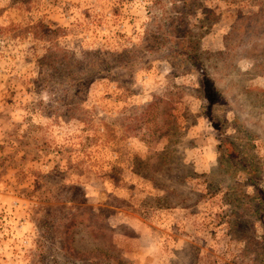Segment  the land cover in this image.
Instances as JSON below:
<instances>
[{"label": "rangeland", "instance_id": "1", "mask_svg": "<svg viewBox=\"0 0 264 264\" xmlns=\"http://www.w3.org/2000/svg\"><path fill=\"white\" fill-rule=\"evenodd\" d=\"M0 264H264V0H0Z\"/></svg>", "mask_w": 264, "mask_h": 264}, {"label": "trees", "instance_id": "2", "mask_svg": "<svg viewBox=\"0 0 264 264\" xmlns=\"http://www.w3.org/2000/svg\"><path fill=\"white\" fill-rule=\"evenodd\" d=\"M193 43V42H192ZM191 44V43H190ZM192 48L194 47V46H191Z\"/></svg>", "mask_w": 264, "mask_h": 264}]
</instances>
